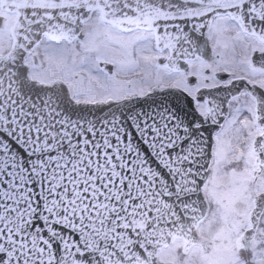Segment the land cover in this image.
Returning <instances> with one entry per match:
<instances>
[{"label": "snow or ice", "instance_id": "6c2138e0", "mask_svg": "<svg viewBox=\"0 0 264 264\" xmlns=\"http://www.w3.org/2000/svg\"><path fill=\"white\" fill-rule=\"evenodd\" d=\"M0 264H264V0H0Z\"/></svg>", "mask_w": 264, "mask_h": 264}]
</instances>
